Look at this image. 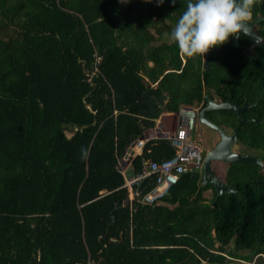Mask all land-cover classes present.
Segmentation results:
<instances>
[{
  "label": "trees",
  "instance_id": "obj_1",
  "mask_svg": "<svg viewBox=\"0 0 264 264\" xmlns=\"http://www.w3.org/2000/svg\"><path fill=\"white\" fill-rule=\"evenodd\" d=\"M186 3L0 0V264H264V166L228 165L235 192L218 200L201 172L153 205L125 187L143 159L175 155L162 138L132 153L143 132L208 96L249 103L239 128L233 111L209 120L264 163V43L242 34L208 64L182 56L165 33ZM256 30L264 39V20Z\"/></svg>",
  "mask_w": 264,
  "mask_h": 264
},
{
  "label": "clouds",
  "instance_id": "obj_2",
  "mask_svg": "<svg viewBox=\"0 0 264 264\" xmlns=\"http://www.w3.org/2000/svg\"><path fill=\"white\" fill-rule=\"evenodd\" d=\"M157 3L162 5L164 0H157ZM175 3L176 0H172V4ZM257 3L258 0H187L171 33L165 35L178 46L182 56L204 57L210 49L245 32V22L252 19Z\"/></svg>",
  "mask_w": 264,
  "mask_h": 264
},
{
  "label": "built area",
  "instance_id": "obj_3",
  "mask_svg": "<svg viewBox=\"0 0 264 264\" xmlns=\"http://www.w3.org/2000/svg\"><path fill=\"white\" fill-rule=\"evenodd\" d=\"M100 63L97 60L96 65ZM98 71V66H95ZM199 109L195 107H182L176 116V127L168 136L175 149V155L161 163L151 159L142 160V172L135 177L128 178L125 187L129 189L130 200H138L143 204H157L170 194L171 188L176 185L186 173L201 172L204 158L201 146L194 138V130ZM149 138L141 139L135 143V154L142 155ZM154 176L156 183L147 194L142 195L134 189L144 179Z\"/></svg>",
  "mask_w": 264,
  "mask_h": 264
},
{
  "label": "water",
  "instance_id": "obj_4",
  "mask_svg": "<svg viewBox=\"0 0 264 264\" xmlns=\"http://www.w3.org/2000/svg\"><path fill=\"white\" fill-rule=\"evenodd\" d=\"M263 20V17L258 16L255 19L245 22V32L241 31L239 34L235 35L232 41L236 42L242 34L247 35L251 39V45L249 47L250 50L264 43V39L257 33L256 30L257 25ZM211 53L212 51L209 50V52L204 55L206 57L207 64ZM207 100V106L199 111V121L217 131L220 138L216 146L205 155L202 171V185H212L217 191L218 200L224 193H234L235 190L230 185L219 179V177L215 174L213 169V164L215 162H221L225 165H231L233 163H252L257 165L260 169L263 168L264 163L259 156L237 152L234 150L238 142V130L233 131L231 134H227L221 127L211 122L208 118V115L214 111H233L237 115L239 128L251 120L243 117L244 112L250 107L249 103H245L244 106H237L231 99L226 102H217L210 96L207 97Z\"/></svg>",
  "mask_w": 264,
  "mask_h": 264
},
{
  "label": "rangeland",
  "instance_id": "obj_5",
  "mask_svg": "<svg viewBox=\"0 0 264 264\" xmlns=\"http://www.w3.org/2000/svg\"><path fill=\"white\" fill-rule=\"evenodd\" d=\"M170 119L171 118H167L166 120H164V122L161 121L162 123L160 122V124H162V127L166 128L167 124H171L172 122H171ZM206 127L207 126H205L204 124L202 125V123L199 122L198 119H196L195 130H194V138H195L196 142L202 147L204 153H207L208 151L212 150L216 146L217 142L219 141V136H218V134L215 133L216 131L211 129V128H209V127H207V128ZM170 128L172 129L173 126H171ZM166 129H168V126H167ZM174 129L175 128H173L172 131H174ZM204 132L205 133H210L211 132V136L212 137L210 138V141L205 139L206 137L203 136ZM235 150L239 151V152H242L241 150H244V151H246V153L253 154V155H256V156L259 155L257 152H255L254 150H252L250 148H247L246 146L239 147L237 145L235 147ZM227 168H228V165L227 166L226 165L222 166V172L225 173ZM221 176H222V174H221ZM256 262L254 261V263H252V264H263L262 263L263 261L260 260V259L258 261H256Z\"/></svg>",
  "mask_w": 264,
  "mask_h": 264
},
{
  "label": "crops",
  "instance_id": "obj_6",
  "mask_svg": "<svg viewBox=\"0 0 264 264\" xmlns=\"http://www.w3.org/2000/svg\"><path fill=\"white\" fill-rule=\"evenodd\" d=\"M183 107H192V106H183ZM182 108V107H181ZM180 108V109H181ZM195 108H198V107H195ZM199 109V108H198ZM199 113V112H198ZM176 116H177V114H168V115H165V116H163V118H161L160 120H157L156 121V125H155V127H153V128H151V129H146L144 132H143V134H142V136L135 142V143H137L139 140H141V139H146V138H149V140H152V139H160V138H162V139H167L166 138V136H168L171 132H172V129L173 128H175L176 127ZM167 118H171L170 120H171V124H167L166 125V128H167V126H168V129H166L165 127H162V124H160V122L161 121H163L164 122V120H166ZM169 120V121H170ZM168 121V122H169ZM162 123V122H161ZM174 124V125H173ZM171 126H173V128L171 129L170 127ZM216 134H218V136H219V133L216 131L215 132ZM219 138H220V136H219ZM148 140V141H149ZM135 143L130 147V151H132V153H134L135 152V149L134 150H131V149H133V147H134V145H135ZM145 149V148H144ZM143 149V150H144ZM143 153H144V151H143ZM135 154V153H134ZM135 155H137V154H135ZM129 163H127V165H126V169L129 167ZM222 166H224L223 165V163H221V162H215L214 164H213V169H214V171H215V174L219 177V179H222L223 178V176H224V172H222ZM131 168V167H130ZM130 168H129V170H130ZM224 168V167H223ZM203 171V170H202ZM202 171H201V173H202ZM226 172V171H225ZM224 173V174H223ZM221 174H222V176H221Z\"/></svg>",
  "mask_w": 264,
  "mask_h": 264
},
{
  "label": "flooded vegetation",
  "instance_id": "obj_7",
  "mask_svg": "<svg viewBox=\"0 0 264 264\" xmlns=\"http://www.w3.org/2000/svg\"><path fill=\"white\" fill-rule=\"evenodd\" d=\"M199 114V113H198ZM210 117V114L208 115V118ZM197 119H198V121H199V118H198V115H197ZM200 122V121H199ZM203 125V124H202ZM206 126V125H205ZM208 127V126H207ZM206 127V128H207ZM210 128V127H209ZM203 136H205L206 138L205 139H207V140H209L210 141V138L212 137L211 136V132L210 133H203ZM237 146V145H236ZM235 146V147H236ZM202 148V147H201ZM234 150H235V148H234ZM236 151V150H235ZM202 152H203V149H202ZM237 152H239V151H237ZM246 152V151H245ZM224 165V164H223Z\"/></svg>",
  "mask_w": 264,
  "mask_h": 264
}]
</instances>
